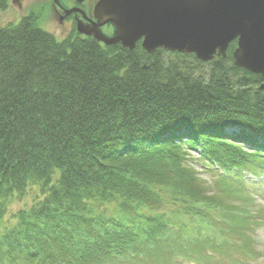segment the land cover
<instances>
[{
    "label": "trees",
    "instance_id": "16d2710c",
    "mask_svg": "<svg viewBox=\"0 0 264 264\" xmlns=\"http://www.w3.org/2000/svg\"><path fill=\"white\" fill-rule=\"evenodd\" d=\"M39 20L0 26V224L30 185L41 195L0 230V264H140L164 247L202 263L219 246L196 233L258 222L243 177L264 169V75L233 64L236 40L195 76L186 53L58 39ZM189 149L218 171L213 191Z\"/></svg>",
    "mask_w": 264,
    "mask_h": 264
},
{
    "label": "water",
    "instance_id": "95a60500",
    "mask_svg": "<svg viewBox=\"0 0 264 264\" xmlns=\"http://www.w3.org/2000/svg\"><path fill=\"white\" fill-rule=\"evenodd\" d=\"M95 16L113 34H103L100 24L81 33L128 49L142 39L148 53L163 48L210 61L225 57L236 40L233 64L264 75V0H98Z\"/></svg>",
    "mask_w": 264,
    "mask_h": 264
},
{
    "label": "rangeland",
    "instance_id": "374dc122",
    "mask_svg": "<svg viewBox=\"0 0 264 264\" xmlns=\"http://www.w3.org/2000/svg\"><path fill=\"white\" fill-rule=\"evenodd\" d=\"M33 0H27L24 3V6L28 3H32ZM25 16V10L15 8L13 5L7 8L6 10H0V26H5L9 23H18L21 17ZM48 32L52 33L56 38L62 39L65 35L60 31V29H56L54 26H48L44 28ZM165 58H169L171 55L169 53H164ZM172 57V56H171ZM214 59V58H213ZM212 59V60H213ZM210 60V61H212ZM217 60L216 58L210 61H201L198 62L196 58L192 55L186 54L185 57H180L179 62L186 67H189L190 70L193 71L196 75L206 76L209 71H211L213 65L212 63ZM217 66H221L228 74L233 75L235 79L236 76L241 75V73H236L234 75L230 69L231 63L227 61H216ZM231 128H228L230 130ZM188 158L189 164L192 168L197 171L198 177L205 184V188L213 191L214 183L216 181V174L218 171L213 169V164L208 163V161L202 160L199 155L192 149L188 150ZM244 174V173H243ZM243 180L246 181V190L249 204V212H253V215L258 216V222L256 224L251 225L250 228H244L243 225L238 223L237 221H229L226 222L227 230H223L222 226L217 225L221 230L209 229L206 230L203 228L200 233H196L200 236V234L213 235L212 242L215 245L219 246V249L215 252L207 251L206 255H210L209 258L206 257L205 253H202V263H197L193 261H186L181 258L182 255H185L186 250L179 248L176 250V253L171 251L169 247H164V249H159L158 251H153L152 254H149L145 259H142L140 264H238L242 260V235L237 232L245 233L246 237L250 239H246V245L250 247V252L252 253V258L249 259V263L246 264H264V169L260 170L258 174H252L250 172L245 173V178ZM244 181V182H245ZM41 198L40 190L35 185H30L27 188L26 194L22 199H13L11 203H9L7 207V212L4 216L3 222L0 224V230L4 227L9 226L14 222L13 215L19 210L23 208H28L33 205L38 199ZM106 212H109L113 209V205L109 206V208L103 207ZM166 211L169 216L175 217L174 213L170 211V207L167 208H158L157 212ZM209 215L215 216L214 219H218L215 214L209 213ZM220 215V214H218ZM180 222L184 223L186 228L190 229L193 224H196L195 220H198V217H194L190 219L187 215L180 216ZM186 234L189 232L187 230ZM193 230H191L192 233ZM237 231V232H236ZM193 234V233H192ZM195 235V234H194ZM188 236V235H186ZM243 251V250H242ZM156 253V254H154ZM175 257V259H174ZM174 260V261H172ZM208 260V261H207ZM207 261V262H204ZM109 264H127L120 262L117 260L110 261ZM135 264V263H133Z\"/></svg>",
    "mask_w": 264,
    "mask_h": 264
},
{
    "label": "flooded vegetation",
    "instance_id": "af4514ba",
    "mask_svg": "<svg viewBox=\"0 0 264 264\" xmlns=\"http://www.w3.org/2000/svg\"><path fill=\"white\" fill-rule=\"evenodd\" d=\"M2 1L6 6L5 10L13 5L16 9H24L25 16L37 14L40 16L39 24L41 27L54 26L56 29H60L64 35L73 32L81 37H93L81 33L79 28H89L95 24H100L98 28L103 34H113V26L110 23L101 24L95 16V6L98 0H33L31 4L28 3L26 6L24 3L27 0ZM141 40H137L135 46L141 45Z\"/></svg>",
    "mask_w": 264,
    "mask_h": 264
}]
</instances>
